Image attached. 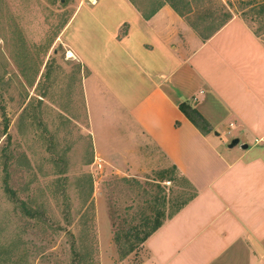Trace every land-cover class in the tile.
I'll return each instance as SVG.
<instances>
[{"label": "rangeland", "instance_id": "374dc122", "mask_svg": "<svg viewBox=\"0 0 264 264\" xmlns=\"http://www.w3.org/2000/svg\"><path fill=\"white\" fill-rule=\"evenodd\" d=\"M90 1L0 0V264H138L144 246L122 257L115 232L144 230L156 195L168 215L195 191L172 165L121 173L100 158L101 141L133 139L118 131L130 101L100 79L122 83L111 66L117 49L99 31L113 28L106 16L132 21L134 10ZM151 1L135 4L147 11ZM188 1L192 21L204 15L215 26L235 14L263 38L256 10L264 0Z\"/></svg>", "mask_w": 264, "mask_h": 264}, {"label": "crops", "instance_id": "0c3cea01", "mask_svg": "<svg viewBox=\"0 0 264 264\" xmlns=\"http://www.w3.org/2000/svg\"><path fill=\"white\" fill-rule=\"evenodd\" d=\"M120 1L134 19L106 16L113 28L99 32L117 49L111 66L122 83L100 79L130 101L118 131L133 142L103 140L100 158L121 173L166 163L196 190L145 240L138 264H264V23L261 38L234 14L203 39L168 0L151 1L162 4L148 17L135 0ZM182 101L208 132L181 112Z\"/></svg>", "mask_w": 264, "mask_h": 264}, {"label": "trees", "instance_id": "16d2710c", "mask_svg": "<svg viewBox=\"0 0 264 264\" xmlns=\"http://www.w3.org/2000/svg\"><path fill=\"white\" fill-rule=\"evenodd\" d=\"M169 4L181 15L187 18L191 26L197 30L199 35L205 39L208 38L211 34H213L215 31H217L219 28H221L231 17L230 15L226 14L219 18L218 23L215 26H210L208 23L205 22L206 16L202 15V20L204 23H199L197 21H192L189 18V14L192 12L191 7H188L190 5L188 0H179L180 2H177L176 0H168ZM162 3H158L155 5L153 9H150L148 11H143V15L145 17H148L155 9H157L159 6H161ZM256 13L258 15H263L264 18V1H262L258 6ZM256 33V32H255ZM258 34V33H256ZM181 112L203 133H206L210 130V125L208 121L203 117V115L193 106L189 101H182L178 105ZM172 170L176 171V167L172 166ZM188 182V184L192 185L190 181L185 180ZM196 194V190L190 194L184 201L180 202L177 207L168 215H165L164 210L162 211L161 206L165 203L167 199H165L164 196L156 195L155 201L157 203H160L156 207V212L154 217L146 216L144 218V224L141 225V227L144 226V230L140 229V227L130 229H126L123 231V235L121 232H115L114 235V241L119 245L120 253L122 257H125L130 252L135 250V246L137 244H140V246H144L145 240L153 233L155 232L163 223V221L173 215L177 210H179L184 204H186L189 200H191ZM143 230V231H142ZM124 237L127 241V245L120 243L121 238ZM137 239L134 242L133 239ZM123 244V246H122ZM141 259V258H140ZM140 261V260H139ZM75 264H79L78 260L75 261Z\"/></svg>", "mask_w": 264, "mask_h": 264}, {"label": "water", "instance_id": "95a60500", "mask_svg": "<svg viewBox=\"0 0 264 264\" xmlns=\"http://www.w3.org/2000/svg\"><path fill=\"white\" fill-rule=\"evenodd\" d=\"M238 142V139L237 138H234L231 142V144H236ZM244 147H246V145L244 144Z\"/></svg>", "mask_w": 264, "mask_h": 264}, {"label": "bare ground", "instance_id": "6f19581e", "mask_svg": "<svg viewBox=\"0 0 264 264\" xmlns=\"http://www.w3.org/2000/svg\"><path fill=\"white\" fill-rule=\"evenodd\" d=\"M68 53H69V54H68L69 56H71V55H72V54H71V52H68Z\"/></svg>", "mask_w": 264, "mask_h": 264}]
</instances>
